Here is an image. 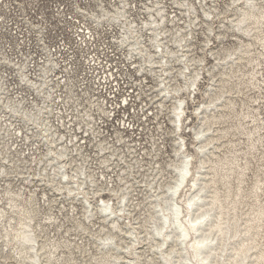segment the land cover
Listing matches in <instances>:
<instances>
[{
	"label": "bare ground",
	"instance_id": "1",
	"mask_svg": "<svg viewBox=\"0 0 264 264\" xmlns=\"http://www.w3.org/2000/svg\"><path fill=\"white\" fill-rule=\"evenodd\" d=\"M156 2L160 7L155 8L154 4L149 6L147 12L150 16L141 20L127 17L123 20V10L119 15L113 14L107 22H100V17L97 22L113 28L112 32L117 34L116 39L125 47L124 61H127L131 69L130 75L135 73V79H131L134 101L140 100L148 110L151 109L145 113L146 118L158 120L165 111L169 115L172 126L157 121L158 138L154 140L153 135L152 140L154 155L161 156L166 152L163 150L166 147V135L174 139L172 154L176 158L168 157L170 160L166 164L171 171L160 165L156 160L158 157H153L159 164L158 168H146L142 164L146 158L142 155H152V150L145 146L138 148L137 143L141 145L142 142L136 138L130 139L128 134L125 136L121 128L114 129L116 138L111 139L114 134L109 135V131L104 128L111 116L109 101L97 95L92 88L84 86L85 78L79 80V77L76 79L53 74V66L49 68L44 64H31L28 58L24 62L15 61L7 54L0 57V65L4 63L16 67L19 82L30 91L20 93L22 86L15 85L11 81L13 75L0 68V158L17 160V164L18 160L35 163L37 167L34 174L40 179H46L60 195L66 191L71 199L80 202L84 200L81 202L84 206L82 219L95 217L94 210L90 212L92 206L98 210V216L104 214V218H112V228L101 222L102 225L99 224L102 228L98 231L105 237L101 238L103 244L99 245L101 250L98 246L99 253L97 251V255L92 256V264H114V261H120V264H264V178L260 177V172H256L253 183L246 185V176L251 170L250 157L256 152L252 151L258 149L257 143L264 146V124L256 123L246 127L239 120L241 118H237L239 126L226 124L233 113L238 115V111L237 100L224 90L225 87L228 90L234 89V78L239 79L238 84L246 80H243L245 76L242 79L239 74H246L242 70L245 63L252 64L251 72L248 71L249 81L253 85L255 80L259 81L257 75L261 70L257 67L262 64V59L259 55L254 56L253 52L258 42H261L264 49V0ZM229 30H237L233 34L237 41L227 46L223 43ZM199 31L204 35L201 41L197 40ZM239 33L251 38L245 40ZM212 35L219 40L216 46L213 45ZM208 55L214 57L213 65H209ZM33 65L39 67L38 72L31 69ZM207 77L218 82L208 80L210 88L206 86L204 92L208 102H202V106L196 105L190 111L189 102L196 99L200 89L198 82ZM183 90L186 93L182 94ZM58 91H61L59 96ZM124 100L128 101V98ZM58 101L66 109L60 108ZM55 104L58 110L61 109L57 111L62 126L66 131H74L72 135L69 134V144L65 142L66 145L61 141L64 134L59 131V126L49 120L48 114H52ZM252 111L244 112L243 116L251 117L253 122L262 120ZM98 116L105 120L99 123ZM194 118L198 119L199 124H194ZM68 124H71L69 128ZM4 130L10 139L15 137L20 140L6 141V137L4 139L1 135ZM188 130L193 136L191 141L187 139ZM237 134H246V150L237 148L241 140L235 139ZM117 143L125 144L129 154ZM92 146L98 150H89ZM72 153L79 158L76 159V155L70 157ZM11 156L17 159H11ZM128 157L131 160H127ZM120 161L130 164L124 163L122 166ZM1 167L0 173L7 174L8 169ZM138 167L144 169V172L141 171L144 177L141 182L148 183V190L151 191V194H146L151 198L146 202L149 204V213L139 221H129L124 225L119 217L129 214L128 206L142 208L145 205L141 206L140 198L137 202L131 200L129 205L130 191L125 192L124 189V195L117 196L115 188L134 185L135 180H127L126 176L133 177L140 171ZM165 172L169 175L167 178ZM159 173L161 175L157 177ZM101 178L106 188L110 186L107 189L113 192L115 198H109L111 195L108 198L99 195V198L96 195L99 199L92 202L94 200L90 195L96 194L95 183ZM133 178L137 180L138 176ZM13 188L9 183L7 188L4 187L6 195L0 197V221L7 219L8 222V226L0 224V240L6 246H14L16 257L23 264H55L59 259L55 252L61 245L54 244L53 251L46 249V242L40 243L43 230L37 232L39 224L36 222V212L31 207L32 202L28 205L23 203L22 196L25 193L16 192ZM102 190L97 191L99 193ZM30 195L31 201H34L36 192L32 191ZM5 196L9 208L3 204ZM43 197L44 201L50 200L45 191ZM84 203L90 208L87 205L86 208ZM76 207L73 205L74 218L78 216ZM92 218L90 220L93 221ZM49 219L52 223L58 218ZM78 223L81 224L78 229L88 233L89 230H84L82 223ZM142 223L146 232L144 236L138 228ZM146 244L149 245L144 249ZM69 259L68 262H73L72 258Z\"/></svg>",
	"mask_w": 264,
	"mask_h": 264
},
{
	"label": "rangeland",
	"instance_id": "2",
	"mask_svg": "<svg viewBox=\"0 0 264 264\" xmlns=\"http://www.w3.org/2000/svg\"><path fill=\"white\" fill-rule=\"evenodd\" d=\"M104 28L106 30H111V31L113 30V28H110V27H104ZM200 33H202V31H199V34L197 35V40L198 41H201L203 39V37H204V35L203 34H200ZM234 33H237V30H232V31L229 30L228 33H227V36L228 37L226 36L224 38V43L223 44L229 46L231 44L236 43L237 40H236V36L233 35ZM240 37H242L245 40H247V38L248 39L251 38L250 36H247V35H244L243 36L242 33L240 34ZM212 39L214 41L213 45L214 46L218 45L219 40L216 38L215 35H212ZM199 51L200 50L198 49V53H200ZM260 52L262 53V55L260 54ZM209 55H208V57H209L208 58L209 65H213L215 63V59H214V57H211ZM253 55L254 56H258L259 55L260 60L262 59L261 60L262 64L257 67L258 70H261L260 73H259L260 75L259 74L257 75L259 81H256L255 80V84L254 85L251 83V81H249V77H250L249 72H251L252 64L245 63V66L242 67V70L245 71L246 74L243 75V76H241V72L239 74H240V78L243 79V77L245 76L243 80H245V79L246 80L242 84H238L239 83L238 82L239 79L238 78H234L233 79L234 82H232V84H233V88L236 89V90H234V89L233 90H228V88L225 87L224 90H226V92H228V95L233 96L234 99H235V101L237 100L236 101V110L238 111V115L235 114V113H233L231 115L230 119L229 118L227 119V123L226 124H229V125H232V124L233 125H236L237 124L239 126V124H240V121L239 120H241L244 123V126H246V127H252L256 123H259L260 125L264 124V81H263V79H264V77H263L264 76V60H263L264 59V49H263V46L261 45V42H258L254 46ZM228 60H230V59H228ZM2 62H4V61L2 60ZM21 62H24V61H21ZM126 65H128L127 62H126ZM0 68L3 69V70H7L9 73H11L13 75V80H11V81L15 85L16 84H19L20 86H22V88L19 91L20 93L26 94V90L27 91H30L29 88L26 85H23V84H21L19 82L20 76H19V74L17 72L16 67H14V66H8V65L2 63L0 65ZM127 68H128V71L126 72V75L127 74H130V72H131V69H129L128 66H127ZM31 69L33 71H35V69L37 70V66L36 65H33V67H31ZM58 75H63V74H60L59 73ZM137 77L138 76L136 75V78ZM131 79H135V73L134 74H131L130 77H128V80H127L128 82L125 80V78L122 80V82H121V84L119 86L120 88L118 87L119 90L117 92L118 93L117 102L119 100L122 101V99L125 98V97L128 98V101H125L123 99V102H121V104H120V108H117L116 110H114L113 113L111 112V114H110L111 116L109 117L110 120L107 119V122H109V123H106V127H104V128H106V130L109 131V133H108L109 135L110 134L111 135L114 134L111 139L116 138V134L114 133V129L121 128L122 133L125 136H127L126 134H128L130 136V139L136 138V139H138L139 141L142 142L141 145L139 144V142L137 143L138 144V146H137L138 148L145 146L149 150H152V152H153L152 155H142L143 157H145L147 159V160L144 159L143 160V163H142V164H145V167L146 168H150V169L151 168H158L159 164L156 163V160H158L159 163H160V165H163L162 167H164V166H166V164H168V161L170 160V158H172L173 156H174L173 158H176L175 157V154H172V146H173L172 142H174V139L169 134H168L169 136L166 135V140H165L166 147H164V149L162 147V149L164 151H166V152L163 153V155H161V156L154 155L155 154V152H154L155 151L154 150L155 146H154L153 143H154L155 138H158V134H159V131L157 130V127H158L157 121L160 120L164 125H167L168 127H171L172 126L171 123H170V121H169V115L165 111L164 112L165 114L163 113L161 115V118H159L158 120H149V118H146L145 113L146 112L149 113L151 111V109L148 110V107H146L143 103H141L140 100H138L137 102L134 101L135 100V95L133 93H131L132 92V89H133V87L131 86ZM79 80H82V79H80V77H79ZM208 80H210V82H212V80L214 81L213 78L212 79H209V77H207L204 81L201 80V82H198L199 83V86L198 87L200 89L196 93V96H197L196 99L193 100V101L191 100L189 102L190 111H193L196 105L202 106V102H204V103L208 102L207 101L208 100L207 96L204 97V92H205L206 86H208L210 88V84H209L210 82H208ZM214 82H218V81H214ZM82 87H84V86H82ZM183 91H182V94L186 93V90H183ZM60 94H61V91H58L57 96H59ZM210 101H211V99H210ZM58 102L60 103V108L66 109V106H63V103H61V101H58ZM54 107H55L56 110H58L56 108L57 107V104H55ZM60 108H59L58 111H61ZM55 109L51 110V112L53 113ZM70 110L71 109H69V112H70ZM251 110H253L252 111L253 114L256 113L257 118L262 119V120H259V122H253L251 117H245V116H243V114H245L247 112H251ZM58 111L56 113H58ZM257 112H258V114H257ZM50 115L51 114H48L49 120L52 123H54L56 126L58 125L59 128H60L59 131L61 130V132L64 134V137L63 138H65V139L62 138L61 141H63L64 142L63 144L66 145L65 142L68 143L67 139L70 137V135H72L74 133V131L69 130V129H67V131H66V128H64L62 126L63 122L61 120H59V116L60 115L57 114L56 117H54V115H52L51 118H50ZM166 115H168V116H166ZM99 117L100 116H98L99 123L105 120V118L99 119ZM237 118L238 119L241 118V119L237 120ZM242 118H243V120H242ZM66 120H68V119H66ZM194 122H195L194 123L195 125L196 124H199L197 118H194ZM68 125H71V124H68ZM145 127H146V129H145ZM136 128H139V129H136ZM187 132H188L187 133L188 134V138L187 139L189 141H191L192 140V137H193L192 136V133H190L189 130ZM262 132H264V130H262ZM2 133H1V135L3 136L4 139L6 137V139H5L6 141L12 142V141H14V140L17 139L15 137H13V138H11L12 139L11 140L5 130L2 131ZM153 135L155 136L154 137V140H152L153 139L152 138ZM238 138H240L241 140H240V142L238 141L240 143V145L237 146V148L238 147L239 148H244L246 150V148H247L246 147V143H247V141H246L247 140L246 134H237L235 136V139H238ZM19 140H20V138L17 139V141H19ZM115 141H116V139H115ZM244 142H245V144H244ZM257 144H258V149L252 151L253 153L256 151L255 154L253 156L249 155V157L251 156L250 157V160H251V168L250 169L251 170L248 171V175L246 176V179H247L246 185L247 186L248 185L250 186V184L253 183L252 180H255L256 179V177H254L256 172H258V173L260 172V177L261 178H264V156H263L264 155V146L261 145V143H257ZM117 145L118 146H121L122 145L121 146L122 147V150H124L125 152L127 151L126 154L127 153L129 154V151L126 148V145L125 144H121L120 145V143H117ZM13 149H12V151H14ZM96 149L98 150V148L93 147V146L91 148H89V150H92V151H96ZM231 149H233V148H231ZM262 150H263V152H262ZM8 153L9 152H7V154ZM73 155H76V157H75L76 159L79 158V157H77V154H74V153L70 154L69 156L72 157ZM228 155H232V153H229ZM153 157H155V159L158 157V159L155 160ZM168 157H170V158H168ZM14 158L17 159L16 156H14V157L11 156V159H14ZM88 160H91V159H88ZM92 160H95V159L92 158ZM96 160H101V159H96ZM127 160H131V158L128 157ZM22 161L23 160H18V163L20 164L19 165V164H17V160H11V161L9 160L8 161L6 159L5 160L4 159L1 160V158H0V168H2L1 166H4V167H6L8 169V173L7 174L6 173H3L4 174L3 175L2 172L0 173L1 174L0 175V197L6 195L5 194V191H4V187L7 188L9 186V183H10V186L12 188L14 187L13 189L16 192H19V191L21 192L22 191V192L25 193L22 196L23 203H25L26 205H28V204H30L32 202L31 203V207L34 208V211L36 212V222L39 224L38 228H36L37 229V232H40L41 230H43L42 236H41L42 238L41 237L39 238L40 243H42V242L45 243L46 242L47 243V244L45 243L47 245V248L46 249H51L53 251H54V249H53L54 244H57L58 243V244L61 245L56 250V252H58V253L55 252V254L57 256H59V259H57L55 261L56 262L55 264H92L94 262L93 259H92V256H96L97 255V251L99 253V250L98 249L100 248V250H101V246L103 244V240H101V238H104L105 237L104 234H101L98 231L100 228H102L100 225L106 224L108 228H112L111 221H110L112 218H110V220H108L107 218H104V216H103L104 214H100V216H98V210H95L96 208H94V206H92V208H90V206H88L86 203H84L85 206L87 205L90 208V212H91L92 209L94 210L95 217L92 218L91 216H88V214H86L88 216V217H86V220H84V218L82 219V216H84V210H82V208H84V206L82 204L84 200H81V202H82L81 203L80 201H77L76 199H71L70 198V195L68 193H65L66 191H64L60 195V192L59 191H55V189L52 188L51 185H49V183L47 182L46 179H40L41 177H39L36 174H34V171H35V169L37 167V165L35 163H31V161H29V160H27V162H26V160H24L23 163H22ZM151 161H154L155 163H153V162L151 163ZM133 162H134V160L132 161V163ZM120 163L122 165L124 163L125 164H128L129 162L120 161ZM150 164H152V166H150ZM124 165H122V166H124ZM20 167H21V169H20ZM12 168L14 170H12ZM24 168H26V170H24ZM164 168L166 170H168V171L171 169L169 166H166ZM9 169H11V170H9ZM18 170H20V171H18ZM139 170L140 171H138L134 175V176H138L139 181H138V179L136 180L135 178H133L134 176L133 177L132 176H126V179L127 180L128 179L129 180L131 179V181L132 180H135V183L133 182L134 185H131V186L130 185H128V186L126 185V186H123L124 188L123 187H116L115 188V190L117 191V196H121V195L123 196L126 191H130V194L128 196L129 199H130L128 201L129 205H130V201L131 200L132 201L135 200L134 202H137L138 201V198H140L139 200H142L141 206H144L145 205L142 208L140 206L137 207V208L135 207L137 211L135 210V208H134L133 205L128 206L127 208H128L129 214H124V215H126L125 217H119L120 220L122 219L121 220L122 223L124 222L123 223L124 225H127L129 221H132V222H134V221L136 222L137 220L139 221V219H141L142 217H144L145 215H147L149 213L148 212L149 204L146 203V202H148V200H150L151 198H150V196H146V194H151V191L148 190V187H147L148 186L147 185L148 183L144 184V183L141 182V180L144 178L143 176H141V173L144 172V169L143 168L142 169L139 168ZM21 172L22 173H25L26 172V174H22ZM12 173H13V175H12ZM111 174L113 175V173H111ZM165 174H166V178H167L169 175L167 174V172H165ZM139 175L141 177H139ZM159 175H161V173L157 174V177H159ZM3 176H6V177H3ZM13 176H14V178H13ZM7 177H9V178H7ZM28 177H30V180H29ZM34 179H36V180L34 181ZM45 184H48V185H45ZM95 184H94L95 185L94 190L96 189L95 190V193L96 194L94 195L92 193L90 195V197L92 196L91 199L94 200L92 202H96L100 198V196L101 197L108 198L109 195H111L109 198H111L112 196H113L112 198H115L113 192H111L109 190L110 189V186H108L107 188H109V189H107L106 186H105V181L102 178L99 179V180H96V183ZM98 185L101 188H99ZM128 187H129V190H128ZM2 188H3V190H2ZM134 188H135V190H134ZM142 188H145V189L142 190ZM99 189H103L102 192H99L98 193L97 190H99ZM124 189H125V192H124ZM121 190H123V191H121ZM132 190H133V192H132ZM138 190H140V191H138ZM32 191H35L36 192V195H37V196L35 195L34 201H31V199H30V196H31L30 193L32 194ZM43 191H45L47 193V196H48L47 198L50 199L49 201H44L45 198L43 197ZM120 191L123 192V193H121ZM147 191H149V192H147ZM109 192H111V193H109ZM51 193H52V196L50 195ZM94 196H96L97 198H95ZM37 197H39V198H37ZM6 198H7V196L4 197L3 204L4 205L6 204L5 207L7 206L6 208H9L8 207V204H7ZM57 198H60V199L57 200ZM262 199H264V197H262ZM73 200H75V202ZM76 201H77V203H76ZM132 201H131V203H132ZM74 203H76L77 205L74 204ZM71 204L75 205V207L77 206L76 207V210H75V212L78 213L77 218L72 217L73 216L72 214H73L74 211H73V205H71ZM49 205H51V206H49ZM35 206H36V208H35ZM87 206H86V208H87ZM246 210H247V208H246ZM132 212H135V213L132 214ZM52 213H53V215H52ZM129 216H130V218H128ZM49 217H56L58 219H56L57 220L56 222H52L51 223L50 222L51 220L49 219ZM98 217H100V218H98ZM87 218H88V220H87ZM90 218H92L93 221L90 220ZM96 218H98V219H96ZM73 221H75V222H73ZM109 221H110V223H109ZM0 222H1L0 224H5L6 226H8L7 225V223H8L7 222V219H5L4 222L2 220ZM78 222H81L82 223V228H84V230L85 229L86 230H89L88 233L87 232L86 233H83V232H81V230L78 229L81 226V224L78 223ZM240 223L241 222L239 221V224ZM142 225H143V223L141 225H139L138 228L140 229V231H143L142 234L144 236L146 234V232H145L144 227ZM0 228L2 229V226H0ZM126 228H128V227H126ZM90 234H92V235H90ZM96 234H97V236H96ZM82 237H84V238H82ZM96 240H98V241H96ZM68 241H70V242H68ZM145 243H147V239H145ZM75 244H78V246H76ZM99 245H101V246H99ZM148 245L149 244H146V246L144 247V249H146L148 247ZM51 246H52V248H51ZM98 246H99V248H98ZM8 248H10V249H8ZM14 250H15L14 246H11V245L10 246H6V244H4V242H2V240H0V264H23L20 261H18V258L16 257L17 255L15 254V251ZM63 255H64V257H63ZM98 255H100V254H98ZM44 257H45V255L43 254L42 255V258H44ZM69 258H72L73 259L72 260L73 262H68L67 259H69ZM110 258L113 259V257H110ZM113 263L114 264H120V261H118V262H115L114 261Z\"/></svg>",
	"mask_w": 264,
	"mask_h": 264
},
{
	"label": "built area",
	"instance_id": "3",
	"mask_svg": "<svg viewBox=\"0 0 264 264\" xmlns=\"http://www.w3.org/2000/svg\"><path fill=\"white\" fill-rule=\"evenodd\" d=\"M153 4L160 7L156 0H0V57L28 58L31 64L53 66V74L85 78L84 86L105 97L112 112L123 102H117L118 87L130 74L125 47L100 22L123 10V20H141L150 16Z\"/></svg>",
	"mask_w": 264,
	"mask_h": 264
}]
</instances>
